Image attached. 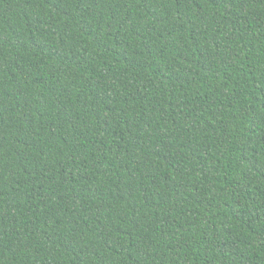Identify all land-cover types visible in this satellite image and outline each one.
<instances>
[{
  "label": "trees",
  "instance_id": "trees-1",
  "mask_svg": "<svg viewBox=\"0 0 264 264\" xmlns=\"http://www.w3.org/2000/svg\"><path fill=\"white\" fill-rule=\"evenodd\" d=\"M0 264H264V0H0Z\"/></svg>",
  "mask_w": 264,
  "mask_h": 264
}]
</instances>
